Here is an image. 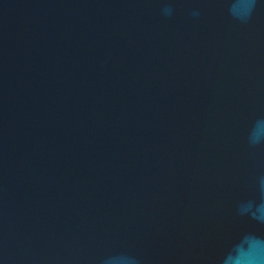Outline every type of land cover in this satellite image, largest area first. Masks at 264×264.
Returning <instances> with one entry per match:
<instances>
[{
  "label": "water",
  "instance_id": "1",
  "mask_svg": "<svg viewBox=\"0 0 264 264\" xmlns=\"http://www.w3.org/2000/svg\"><path fill=\"white\" fill-rule=\"evenodd\" d=\"M241 2L0 0V264L264 239V3Z\"/></svg>",
  "mask_w": 264,
  "mask_h": 264
},
{
  "label": "clouds",
  "instance_id": "2",
  "mask_svg": "<svg viewBox=\"0 0 264 264\" xmlns=\"http://www.w3.org/2000/svg\"><path fill=\"white\" fill-rule=\"evenodd\" d=\"M257 2L258 0H242L241 3L232 5V15L241 22H246ZM259 2L264 3V0ZM256 208L259 213L256 218L264 220V206L257 205ZM222 264H264V239L252 235L243 236L233 251L224 257Z\"/></svg>",
  "mask_w": 264,
  "mask_h": 264
}]
</instances>
